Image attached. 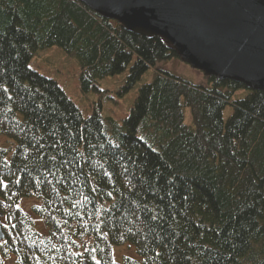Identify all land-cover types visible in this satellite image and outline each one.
Wrapping results in <instances>:
<instances>
[{"label": "trees", "instance_id": "1", "mask_svg": "<svg viewBox=\"0 0 264 264\" xmlns=\"http://www.w3.org/2000/svg\"><path fill=\"white\" fill-rule=\"evenodd\" d=\"M51 47L100 96L87 118L31 69ZM175 60L79 0H0V264H264V92L192 83L162 66ZM150 70L127 115L106 117Z\"/></svg>", "mask_w": 264, "mask_h": 264}, {"label": "water", "instance_id": "2", "mask_svg": "<svg viewBox=\"0 0 264 264\" xmlns=\"http://www.w3.org/2000/svg\"><path fill=\"white\" fill-rule=\"evenodd\" d=\"M79 1L127 32L163 39L207 77L264 92V0Z\"/></svg>", "mask_w": 264, "mask_h": 264}, {"label": "rangeland", "instance_id": "3", "mask_svg": "<svg viewBox=\"0 0 264 264\" xmlns=\"http://www.w3.org/2000/svg\"><path fill=\"white\" fill-rule=\"evenodd\" d=\"M162 66L195 84H206V79L203 74L198 71L190 68L188 65L184 64L181 61L175 60L171 62H166L162 64ZM31 69L37 71L41 75L53 79L58 83V85L65 91L67 96L76 104V106L81 110L83 116L87 118L95 109V104L99 101L100 96L96 93L84 94L80 90V74H81V66L80 64L70 57L63 49L59 47H51L44 50H39L34 54L30 62ZM154 75V71L150 70L148 73L144 75L142 80L138 83L135 90L126 95L123 99L119 100V103H113L111 100L107 99L102 104L105 107H108L106 117H112L116 121L120 122L127 113L132 105L134 98L136 97L138 88L149 81L152 80ZM113 78H107L100 81V84L103 88L110 89L115 86V80ZM118 85L114 88L117 90L120 85V80H116ZM247 95V92L244 90L239 91L235 98H243ZM117 99V98H116ZM187 121L189 122L191 119L190 110L187 112ZM233 113V108L228 106L224 111V118L227 120L229 116ZM26 199L21 200L20 204L23 205ZM37 201V200H36ZM26 209L29 210L31 206L26 204ZM129 246L127 245V248ZM133 251L123 248L120 251H116L113 256V260L115 262L122 261V255L124 254H132ZM121 259V260H120Z\"/></svg>", "mask_w": 264, "mask_h": 264}, {"label": "snow or ice", "instance_id": "4", "mask_svg": "<svg viewBox=\"0 0 264 264\" xmlns=\"http://www.w3.org/2000/svg\"><path fill=\"white\" fill-rule=\"evenodd\" d=\"M0 185H3L4 188H7V184H5L3 181H0ZM4 227H7V225H4ZM96 264H100V262L97 261Z\"/></svg>", "mask_w": 264, "mask_h": 264}, {"label": "bare ground", "instance_id": "5", "mask_svg": "<svg viewBox=\"0 0 264 264\" xmlns=\"http://www.w3.org/2000/svg\"><path fill=\"white\" fill-rule=\"evenodd\" d=\"M1 138V137H0Z\"/></svg>", "mask_w": 264, "mask_h": 264}]
</instances>
